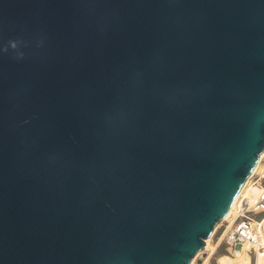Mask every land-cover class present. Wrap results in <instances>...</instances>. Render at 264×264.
<instances>
[{
  "label": "water",
  "instance_id": "1",
  "mask_svg": "<svg viewBox=\"0 0 264 264\" xmlns=\"http://www.w3.org/2000/svg\"><path fill=\"white\" fill-rule=\"evenodd\" d=\"M263 152L264 0H0V264H191Z\"/></svg>",
  "mask_w": 264,
  "mask_h": 264
},
{
  "label": "built area",
  "instance_id": "2",
  "mask_svg": "<svg viewBox=\"0 0 264 264\" xmlns=\"http://www.w3.org/2000/svg\"><path fill=\"white\" fill-rule=\"evenodd\" d=\"M238 196L233 212L214 234L216 253L226 258V264H264V169ZM220 257L217 264H223ZM208 264H212L211 260Z\"/></svg>",
  "mask_w": 264,
  "mask_h": 264
},
{
  "label": "bare ground",
  "instance_id": "3",
  "mask_svg": "<svg viewBox=\"0 0 264 264\" xmlns=\"http://www.w3.org/2000/svg\"><path fill=\"white\" fill-rule=\"evenodd\" d=\"M263 160H264V152H263V154H262L261 157H260V161H259L257 167L255 168V170H254L253 174L251 175V177L247 180V182H246V184L244 185L243 189L241 190L240 194H241V193H244V192L247 191V189H248V187H249V185H250L251 179L254 177V175H255L256 173H258V172L260 171ZM238 197H239V196H238ZM238 197H237V199H238ZM237 199H236V200H237ZM235 205H236V201L234 202L233 207L231 208L230 212H229L228 215L226 216V219L229 218V216H230L231 213L233 212V209H234ZM223 221H224V219L221 220L220 223L216 226V228H215V230H214V234H215L216 230L220 227V225H221V223H222ZM214 234H213V236H214ZM213 236H210V237L206 240V244H205V245H206V248L204 249V251H202V252H200V253L198 254V256L192 261L191 264H196L197 260H199V258H200L199 256H201V254H203V253H208V255H207L205 258H203V260H204V262H205L204 264H208V263L210 262V260H212L213 256H214L215 253H216V250H217L216 245H213V244L211 245V240H212ZM212 242H213V241H212ZM220 259H221V262H222L223 264H226V258H225V257L221 256Z\"/></svg>",
  "mask_w": 264,
  "mask_h": 264
},
{
  "label": "rangeland",
  "instance_id": "4",
  "mask_svg": "<svg viewBox=\"0 0 264 264\" xmlns=\"http://www.w3.org/2000/svg\"><path fill=\"white\" fill-rule=\"evenodd\" d=\"M262 169H264V160H263V162H262V166H261V169L260 170H262ZM215 230V229H214ZM213 234H214V231H213V233H212V235L211 236H213ZM213 241V242H212ZM217 243V238L216 237H214L213 236V238H212V240H211V245L213 244V245H215ZM206 248V245H205V247H204V249ZM204 249L202 250V251H204ZM202 251H200V252H202ZM199 252V253H200ZM199 253H197V255L195 256V258L198 256V254ZM207 256V254L206 253H203V254H201V256H199L200 258H199V260H197V261H201V260H203V258H205ZM221 256V254L220 253H215V255L213 256V258H212V260H211V263L212 264H217V259L219 258ZM194 258V259H195ZM193 259V260H194ZM192 263V262H191Z\"/></svg>",
  "mask_w": 264,
  "mask_h": 264
},
{
  "label": "clouds",
  "instance_id": "5",
  "mask_svg": "<svg viewBox=\"0 0 264 264\" xmlns=\"http://www.w3.org/2000/svg\"><path fill=\"white\" fill-rule=\"evenodd\" d=\"M10 44H11V46H12L13 48L16 47V43H15V42H10Z\"/></svg>",
  "mask_w": 264,
  "mask_h": 264
}]
</instances>
